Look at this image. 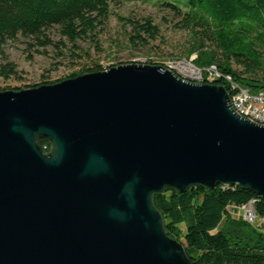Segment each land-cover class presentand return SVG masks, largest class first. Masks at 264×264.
Returning a JSON list of instances; mask_svg holds the SVG:
<instances>
[{
	"label": "water",
	"instance_id": "obj_1",
	"mask_svg": "<svg viewBox=\"0 0 264 264\" xmlns=\"http://www.w3.org/2000/svg\"><path fill=\"white\" fill-rule=\"evenodd\" d=\"M229 98L146 63L0 90V264H193L152 194L264 195V125Z\"/></svg>",
	"mask_w": 264,
	"mask_h": 264
},
{
	"label": "trees",
	"instance_id": "obj_2",
	"mask_svg": "<svg viewBox=\"0 0 264 264\" xmlns=\"http://www.w3.org/2000/svg\"><path fill=\"white\" fill-rule=\"evenodd\" d=\"M119 1L128 0H0V49L19 36L33 39L38 47L50 46L53 42L46 31L53 26L59 27L60 34L74 46L95 34L109 14V5ZM159 2L182 16L183 26L199 30L201 38L210 42L212 47L200 44L193 61L203 70L200 83L206 82L204 69L215 65L222 74L231 76L235 86L223 78L214 82L231 94L238 86L251 91L264 89V0ZM181 2L186 10L181 9ZM132 24L136 38L142 39V32L150 38L158 34L150 19ZM101 69L96 64L66 77ZM15 72L12 62L0 66V75L5 78ZM50 83L54 81L37 85ZM38 144L45 153L51 149L47 139H39ZM250 200L256 221L236 220L230 208ZM152 202L162 215L166 233L183 245L193 264H264V232L259 230L264 229V195L238 185H196L184 192L167 187L153 193ZM249 226L250 235L243 231Z\"/></svg>",
	"mask_w": 264,
	"mask_h": 264
},
{
	"label": "rangeland",
	"instance_id": "obj_3",
	"mask_svg": "<svg viewBox=\"0 0 264 264\" xmlns=\"http://www.w3.org/2000/svg\"><path fill=\"white\" fill-rule=\"evenodd\" d=\"M159 1L111 3L106 20L95 34L76 41L74 46L60 34L57 26L46 31L53 42L50 46L38 47L33 39L22 36L6 43L0 49V66L12 62L16 72L8 78L0 75V90L31 88L43 81L57 82L72 72L96 64L101 65V70L123 63L156 64L168 69L171 66L182 78L199 81L193 63L199 54L198 47L200 44L212 46L208 40L201 38L199 30L183 26L182 16L167 5H160ZM180 6L186 10L182 2ZM146 19L151 20L158 34L150 38L142 32V39L136 38L132 22L143 23ZM61 42L64 46H61ZM233 217L240 219L238 215ZM249 228H245L244 233L250 235L252 228ZM259 230L264 232V229Z\"/></svg>",
	"mask_w": 264,
	"mask_h": 264
},
{
	"label": "built area",
	"instance_id": "obj_4",
	"mask_svg": "<svg viewBox=\"0 0 264 264\" xmlns=\"http://www.w3.org/2000/svg\"><path fill=\"white\" fill-rule=\"evenodd\" d=\"M169 69L174 71V68L171 66H169ZM196 70L198 71L199 81L203 80V70L198 67H196ZM204 70L206 82L212 83L216 78H223L235 86L231 76L229 74H222L215 65H209ZM199 81L197 82L200 83ZM229 97V103L235 112L257 124L264 125V89L251 91L248 87L238 86L233 94L229 93ZM230 211L233 215H238L250 223H254L257 219L252 200L240 206L231 207Z\"/></svg>",
	"mask_w": 264,
	"mask_h": 264
}]
</instances>
